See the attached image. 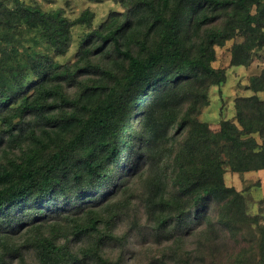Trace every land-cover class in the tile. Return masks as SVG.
<instances>
[{
    "label": "trees",
    "instance_id": "16d2710c",
    "mask_svg": "<svg viewBox=\"0 0 264 264\" xmlns=\"http://www.w3.org/2000/svg\"><path fill=\"white\" fill-rule=\"evenodd\" d=\"M4 1L0 0V28L8 32L18 26L40 30L56 55L69 49L70 28L90 25L93 18L87 10L69 21L61 11L44 12L20 0H9L10 7ZM146 1L121 0L125 11H112L101 30L82 39L81 47L95 37L100 45L94 51L108 46L107 51L120 57L122 65L114 64L115 75L109 73L112 69L97 68L110 77L108 86L77 82L78 93L71 99L63 82L72 84L77 70L87 71L89 64L59 65L46 54L15 66L9 55L0 60V121L6 124L4 132L10 142L25 131L23 123H14L15 119L23 121L26 115L35 119L27 123L32 130L26 135L33 148L0 163V264L15 258L17 251L6 245L3 236L24 230L30 235L29 247L35 251L38 264H84L88 260L110 264L102 249L114 239L109 232L112 219L119 215L112 210L115 206L63 214V219L73 223V236L92 240L90 247L78 253L71 251L67 233L43 236L38 231L47 226L52 211L58 214V209L52 210L58 200L68 208L61 212L66 213L102 194L121 155L133 148L136 131L140 133L136 146L146 141L145 150L132 154L129 163H137L126 173L133 178L149 175L143 204L149 220L157 221L159 245L169 249L162 254L163 264H170L168 254L174 242L196 230L203 231L207 240L222 242L223 249L229 239L246 244L233 264H264V216H250L244 190L225 184L227 170L234 174L264 170V69L245 87L249 93L234 99V118L222 120L218 131L198 120V112L190 107L199 99L206 101L208 89L224 80V72L212 68L211 58L205 57L207 49L240 37L231 62L247 66L253 50L264 48V3ZM218 19L221 26L211 28ZM136 29L144 32L145 45L149 34H158L150 49L140 55L131 50ZM90 53L85 48L78 52L81 59ZM28 75L31 77L26 79ZM184 105L188 107L179 117L178 107ZM136 108L141 113L131 124L130 115ZM183 131L184 139L171 155L168 146L174 133ZM166 152L172 160L167 177L163 170ZM125 179L109 189L95 207L125 192ZM84 212L88 217L82 222L78 218ZM106 212H110L107 219L102 214ZM253 226H257V239L250 232ZM208 253L213 255L214 249ZM115 264H121L120 260Z\"/></svg>",
    "mask_w": 264,
    "mask_h": 264
},
{
    "label": "rangeland",
    "instance_id": "374dc122",
    "mask_svg": "<svg viewBox=\"0 0 264 264\" xmlns=\"http://www.w3.org/2000/svg\"><path fill=\"white\" fill-rule=\"evenodd\" d=\"M20 1L27 5L38 7L44 12L61 11L62 16L69 21H75L87 10L93 14V18L90 25L76 24L70 28V47L63 55H56L54 53L53 49L41 37L40 30H28L24 26H18L10 29L8 32L6 29L0 28V60L2 57L9 55L11 57V65L15 66L19 63L25 64L30 57L35 58V56L46 54L59 65L74 66V64L77 63V66H83L89 64L91 68H88L87 71L80 72L77 70L76 77L72 84L63 82L64 92L71 99L75 98L78 93L77 82L89 84L99 83L103 86L109 85L110 77L108 75H103L97 68L105 69V71L112 69L109 73L115 75L114 70L117 69V66L114 64L119 66L122 65L119 59L120 57L117 58V54L112 50L110 52L107 51L106 49H108V46L105 47L106 49L102 48L99 51H94L95 48L100 45V40H97L95 37H92V39L89 38L88 40L90 41L87 45H83V47H81V42L83 38L88 37L90 34L92 35L93 31L101 30L102 25L108 20L109 14L112 11H125L121 0ZM260 1L264 3V0ZM146 2H148V0ZM4 3L12 7L9 0H5ZM143 7H148V5ZM221 24L222 20L218 19L212 24L211 28L215 29L220 27ZM157 36L158 34H154L153 32L149 34L145 45L144 40L146 38L144 32H140L139 29H136L131 44L132 52L139 55L145 53L147 49H150L152 42L157 39ZM241 41L242 38L235 37L225 41L222 45H215L205 52V57L207 59L211 58L210 66L224 72V80L221 84L211 86L208 89L206 101L199 99L194 106L190 107H192V109L194 108V112H198L196 115L198 120L205 122L213 131L219 130L222 120H232L234 118V99L238 96L248 94L249 92L245 87L250 84L252 77L258 75L264 69V48L258 52L253 50L251 53V61L247 66L232 65L233 47L236 43ZM197 43L198 41L195 42V48ZM142 45L145 47L144 50L142 49ZM82 48L92 52L85 57L82 56L83 60L78 54ZM29 77L31 76L28 75L26 79ZM30 82L31 80H28L26 85L29 86ZM186 107H188V105L178 107L179 117L183 115ZM135 112L137 113L135 114ZM140 113L138 108L134 110L130 115L131 124L137 122L136 116ZM3 115L5 114L1 116ZM22 120L23 121L14 120V123L22 122L25 131L21 134L22 132L19 133L18 130H15L14 133H19L20 137L13 142H10L8 134L4 132L6 124L3 126L0 121V163H5L8 159L18 158L23 151L33 148L30 141L26 140V135L32 130V125L27 126V123L32 122V120L34 121V116L26 115ZM33 132H35V130ZM139 135L140 133L136 131L134 135L135 139L131 144L133 148L121 155L118 161V168H114L115 170H113L110 175V181L106 183L99 197L88 200L85 204L81 205V207L78 200L75 202L77 206L79 205L78 208L75 206L76 208L74 210L70 209L66 213L61 212L68 208H65V205L58 200L52 207V210L58 209V214L52 211L51 216L47 217V226L39 230L38 234L45 236L50 232L54 235L67 233L71 251L78 253L80 249L90 247L92 240L87 236H73L71 232V224L73 223H68V221L63 218L82 208H84V211L90 208H98L99 211H103L109 206H115L112 210L116 211L119 215L112 219V228L109 232L114 236V239L108 240L109 242L104 244L102 255L108 259L110 264H115L118 259L121 264H163L162 254L166 253V250L169 252V249L165 248L166 250H164V244H162L163 246L159 245V239L155 233L157 221L149 220L143 204V192L149 180V175H146L147 177L142 176L133 178L126 173L128 169L133 168L137 163L136 160L129 163L132 154L137 150H141L142 153L145 150L143 145L146 144V141L142 143L141 147L136 146L138 145L137 140ZM184 135L185 131L180 134L174 133L172 144L168 146L171 155L177 150L179 144L184 139ZM171 155L166 152L165 161L163 163V170H165L164 175L166 177L170 175L171 171ZM244 177L245 180L252 181H244ZM121 178H126L125 180H127L126 185H123L124 187L122 188L126 189L125 192L122 191L115 194L111 199L102 203L101 206L95 207L96 204H101L100 202H103L106 198L107 191L114 188ZM259 180H261V183H259ZM225 184L239 191L244 190L245 209L250 216H264V201H262L264 200V170L253 171L248 174H232L227 170L225 174ZM48 208L49 207L46 206V209ZM63 214H66V216ZM84 214L85 212L82 214L80 213L78 220L82 222L85 221L88 216ZM102 214H104V218L107 219L110 212ZM83 216L84 218L80 219V217ZM250 232L252 236L256 239L258 238L259 233L257 226H253ZM0 236H2V233H0ZM29 237L30 235H27L25 230L18 235L8 234L3 236L6 245L12 246L17 250L14 254L16 257L12 260L8 259L9 261L6 260L7 262L5 264H38L35 251L32 247H29ZM205 237L203 231L196 230L183 240L174 242L168 254L170 264L173 262L186 264L188 261L193 264H233L239 251L246 247V244L241 241L236 243L235 240L229 239L225 249H223V246H221L222 242L207 240ZM58 241L62 242L64 239L59 238ZM210 248L214 249L213 255H209L208 253ZM1 251L2 247L0 248V252ZM253 262H256V258L253 259ZM84 264L96 263L88 260Z\"/></svg>",
    "mask_w": 264,
    "mask_h": 264
},
{
    "label": "crops",
    "instance_id": "0c3cea01",
    "mask_svg": "<svg viewBox=\"0 0 264 264\" xmlns=\"http://www.w3.org/2000/svg\"><path fill=\"white\" fill-rule=\"evenodd\" d=\"M259 171H261V170H259ZM248 173H250V172H247V173H245V174H248ZM232 174H234V173H232ZM256 180V179H255ZM244 181H252V180H245V177H244ZM258 181V180H257ZM259 183H261V180H259Z\"/></svg>",
    "mask_w": 264,
    "mask_h": 264
}]
</instances>
